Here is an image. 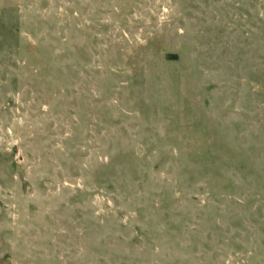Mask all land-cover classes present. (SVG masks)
<instances>
[{
    "label": "rangeland",
    "instance_id": "374dc122",
    "mask_svg": "<svg viewBox=\"0 0 264 264\" xmlns=\"http://www.w3.org/2000/svg\"><path fill=\"white\" fill-rule=\"evenodd\" d=\"M0 264H264V0H0Z\"/></svg>",
    "mask_w": 264,
    "mask_h": 264
}]
</instances>
